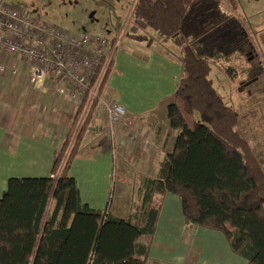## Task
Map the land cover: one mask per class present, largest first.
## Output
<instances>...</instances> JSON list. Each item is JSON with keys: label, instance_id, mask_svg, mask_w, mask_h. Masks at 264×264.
<instances>
[{"label": "trees", "instance_id": "16d2710c", "mask_svg": "<svg viewBox=\"0 0 264 264\" xmlns=\"http://www.w3.org/2000/svg\"><path fill=\"white\" fill-rule=\"evenodd\" d=\"M228 1L232 6L224 0H135V19L179 49L181 75L167 105L177 131L172 151L157 176L138 188L140 209L133 217L110 213L112 198L104 210L82 200L70 170L114 66V60L103 62L92 84L98 96L89 104L85 95L50 174L8 179L0 196V264H144L149 246L138 239L154 235L161 210L154 195L167 192L181 198L188 226L220 231L248 264H264V168L211 76L214 64L230 62L251 39L249 23L234 12L235 0ZM223 69L236 76V67Z\"/></svg>", "mask_w": 264, "mask_h": 264}, {"label": "crops", "instance_id": "0c3cea01", "mask_svg": "<svg viewBox=\"0 0 264 264\" xmlns=\"http://www.w3.org/2000/svg\"><path fill=\"white\" fill-rule=\"evenodd\" d=\"M253 4L255 2H251V6ZM155 48L157 47L147 46L146 50L150 52ZM132 51L133 53L120 49L115 58L111 74L99 96L91 125L70 170L71 175L77 179L84 202L94 209L102 210L112 198L110 213L123 218L133 217L140 209L138 188L144 183V179L157 176L173 149L177 131L170 127L167 118V105L173 99L163 106L161 104L162 99L174 95L181 75V64L177 66L172 59L163 60L154 52L152 58L160 63V67H151L135 56L140 51ZM0 60L9 68L8 72L0 74L2 194L12 176L50 174L55 151L65 140L80 105L71 99V86L51 80L44 89L38 90L29 82V64L2 51ZM136 67L138 74L140 68L149 70L150 74L156 73L155 77L150 76L152 79L148 87L144 84L138 87V84L128 79L130 72L136 74L133 71ZM119 69H125L126 72L123 78L117 80L115 72ZM114 81L118 86L113 95L109 88ZM59 87L61 91L58 90ZM104 96L126 108L129 116L125 117L123 123L112 128L108 126L107 111L102 106ZM157 154V162L154 160L150 167H143L145 171L138 182H135L134 191L125 196L124 189L118 186L123 185L122 181L115 180L117 175H122L120 170L125 164L132 165L134 169L139 168L138 163L134 164L137 160L143 156L151 159L149 155L156 157ZM117 168L120 174L117 173ZM155 170V174H152ZM114 185L118 188H113ZM154 198L161 200L156 231L153 236L143 235L138 239L140 243L149 246L144 264H248L246 258L231 249L222 232L188 226L184 221L182 202L178 195L170 192L156 193ZM124 199L126 204L122 203ZM132 201L136 203L133 207L129 203Z\"/></svg>", "mask_w": 264, "mask_h": 264}, {"label": "rangeland", "instance_id": "374dc122", "mask_svg": "<svg viewBox=\"0 0 264 264\" xmlns=\"http://www.w3.org/2000/svg\"><path fill=\"white\" fill-rule=\"evenodd\" d=\"M4 1L19 8L23 13L48 20L72 32H87L92 35L97 34L107 38L118 47L116 57H118L120 49L121 51L126 50L132 53V50L140 51L135 56L141 58L143 63H147L148 66L151 67H160V63L154 61L152 58V54L155 52L154 54H158L164 58L163 60L172 59L177 66L180 65L178 59L179 49L171 42L166 43V45L162 44L155 33L147 28L143 22L138 23V21H136L133 15L135 0ZM234 2L236 3V8L235 10L233 9L234 12L243 16L249 23L251 39L240 45L242 53L233 56L230 62H220V67L214 64L211 76L218 92L238 113L239 129L242 135L253 145L254 152L264 168V0H235ZM251 2H255V4L251 6ZM224 4L226 6H232V3L228 0H224ZM137 34L141 36L146 35L148 41L140 42L130 38L132 35L135 36ZM147 46L157 48L149 52L146 50ZM141 52H143V54ZM226 65L237 68L236 76H229V74L226 73L223 69V66ZM137 69L136 67L133 71L136 72ZM140 69V74L137 72L136 74L130 72L127 77H129L128 79L130 81L138 84L136 85L138 87H142V84L147 86L151 83L152 78L150 76L154 75L155 77L156 73L153 72V74H150L149 70ZM125 72V69L117 70L115 72L117 80L123 78ZM117 86L115 81L112 82L109 88L110 93L114 95ZM93 98L94 96L91 94L89 104ZM105 98L107 97L104 96L102 100ZM172 99L174 100L173 95L162 99L161 105H165ZM102 106L105 107V104L102 103ZM127 116L129 115L126 110L124 118L113 124V126H110L108 118V126L112 128L116 124L123 123ZM196 119L199 120L198 116L192 119L191 123ZM149 157L151 159L143 156L134 163H138L137 166H140L139 168L134 169L131 167L132 165L129 166L125 164L122 170H120L122 171V175L120 174L119 168L116 169L117 173L120 172V177L117 175L115 180H118V182L122 181L121 184L123 185L118 186L124 189L125 196L134 191L136 187L135 182H138V178H141L143 176V171H145L143 167L148 168L151 166V162H154V160L157 162L159 159L158 154L156 157H154V155H149ZM146 164H149V166H145ZM155 172L156 170L151 173L155 174ZM31 175L32 174H28L24 176ZM118 186L115 187L118 188ZM2 194H0V196H2ZM125 199L122 201L123 204H126ZM129 203L132 207L136 204L135 201Z\"/></svg>", "mask_w": 264, "mask_h": 264}, {"label": "built area", "instance_id": "2783aa9c", "mask_svg": "<svg viewBox=\"0 0 264 264\" xmlns=\"http://www.w3.org/2000/svg\"><path fill=\"white\" fill-rule=\"evenodd\" d=\"M0 51L29 64L34 88L42 90L48 81H61L73 88L71 99L80 105L87 93L98 96L94 79L103 62L114 60L118 47L100 35L72 32L0 0ZM8 70L0 60V74ZM102 102L110 126L126 115L123 105L107 98Z\"/></svg>", "mask_w": 264, "mask_h": 264}]
</instances>
